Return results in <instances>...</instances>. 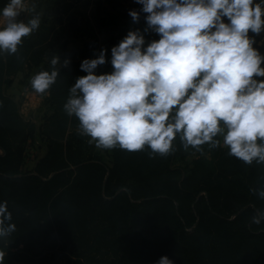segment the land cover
I'll list each match as a JSON object with an SVG mask.
<instances>
[{
	"label": "trees",
	"instance_id": "16d2710c",
	"mask_svg": "<svg viewBox=\"0 0 264 264\" xmlns=\"http://www.w3.org/2000/svg\"><path fill=\"white\" fill-rule=\"evenodd\" d=\"M70 25L66 32L74 31L80 43L75 49L63 43L65 66L46 58L47 26L23 38L16 53L0 52V202L7 200L16 224L0 237L4 263L60 254L70 264H155L166 254L175 264H264V231L253 232L252 221L264 209V198L252 191L264 187V175L254 173L258 162L249 166L222 143H205L202 151L190 146L200 157L175 180L170 160L185 150L179 137L169 154L150 155L148 147H99L81 134L78 117L64 104L75 79L87 74L80 65L98 51V37L75 20ZM33 67L60 72L46 101L52 112L43 126L48 152L29 170L27 143L36 128L5 86ZM56 124L70 132L64 143L53 138ZM103 152H110L111 167ZM260 224L264 230V220Z\"/></svg>",
	"mask_w": 264,
	"mask_h": 264
},
{
	"label": "clouds",
	"instance_id": "9594fccd",
	"mask_svg": "<svg viewBox=\"0 0 264 264\" xmlns=\"http://www.w3.org/2000/svg\"><path fill=\"white\" fill-rule=\"evenodd\" d=\"M134 22L145 13L143 29H129L111 48L112 71L97 72L108 61L107 47L84 58L64 108L79 119L81 134L97 146L151 149L167 155L179 137L185 149L228 146L251 164L264 162V53L255 47L264 31V0H138ZM26 0H7L0 9V52L16 53L24 37L38 29L41 13L18 19ZM227 17V20L225 19ZM158 39L146 42V32ZM52 65L69 63L53 55ZM60 69L40 70L31 78L41 93ZM222 138V139H221ZM264 198V187L253 188ZM252 220H264L257 209ZM7 200L0 202V237L16 224ZM10 222V223H8ZM6 253L0 249V264ZM155 264H175L162 255Z\"/></svg>",
	"mask_w": 264,
	"mask_h": 264
},
{
	"label": "rangeland",
	"instance_id": "374dc122",
	"mask_svg": "<svg viewBox=\"0 0 264 264\" xmlns=\"http://www.w3.org/2000/svg\"><path fill=\"white\" fill-rule=\"evenodd\" d=\"M88 0H26L27 11L21 10L18 19L27 20L31 15L36 12L41 13V23L38 29L34 30L30 35L24 38H29L33 36L37 30L41 27L47 26L50 30L48 34L47 42L50 43L49 47L46 49V58L51 60L53 55L61 56L65 53L63 49V43L67 41L68 46L71 49L78 47L80 43V38L74 31L69 30L72 20H75L80 25L83 26V31L89 30L92 34L98 37V51L92 54V57L98 55L99 50L107 47V57L108 61L96 69L99 72L112 71L113 65L111 64V48L113 45L118 44L120 40L127 34L129 29L141 28L143 29L146 21L144 19L145 13H141L139 22H134L130 15V9H140L142 6L138 3V0H118L117 5L112 4L114 0H91L89 4H86ZM1 4H6L7 0H2ZM2 9V8H0ZM3 17H0V25L4 23ZM227 20V17H225ZM84 20V21H83ZM65 27H67L65 29ZM83 33V32H82ZM250 35L256 37L255 47L259 48L262 53H264V31L259 34L253 33L250 30ZM146 42L151 39H158L159 34L154 31H149L145 33ZM87 36L85 34L82 35ZM62 61V60H61ZM40 71L39 67H33V69H28L23 72L16 73L12 76L13 83L10 86H5V91L10 95L17 103L19 107V112L23 118L27 121H31L35 128L36 133L28 145V161L26 169H33L38 158H42L47 154L48 150V139L44 136L45 128L44 124L48 116L51 115V109L47 105L46 101L49 97L48 90L44 93L36 91L31 84V78L34 74ZM264 79V77H261ZM63 120V119H62ZM70 133V132H69ZM69 133H66L64 125H54L53 138L55 141L64 143L66 141ZM222 139V138H221ZM95 143L94 141H92ZM223 145V143H222ZM223 147L228 148V146L223 145ZM99 148V147H97ZM96 150H100L97 149ZM104 161L108 167L112 165V158L110 152H103ZM200 155L189 148L180 152V155L170 160L171 168L174 169L172 177L175 180H181L183 176L187 174L189 169L193 166V161L199 158ZM254 161L249 164L253 165ZM257 170H254L255 175H264V162H258ZM181 169V171L179 170ZM122 190L120 188L117 194ZM206 196V192H202ZM132 201H136L132 199ZM236 214L232 215L230 218H234ZM253 221V220H252ZM262 222V221H261ZM260 222V223H261ZM254 228L253 232L260 234L262 231V224H257L253 221ZM257 224V225H256ZM22 249V246L15 248V251ZM24 257V256H23ZM75 259V257H72ZM68 258L61 256L60 254L56 256L50 255V259H38L31 262L27 259L17 256L11 263L4 264H70Z\"/></svg>",
	"mask_w": 264,
	"mask_h": 264
}]
</instances>
